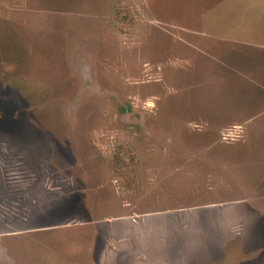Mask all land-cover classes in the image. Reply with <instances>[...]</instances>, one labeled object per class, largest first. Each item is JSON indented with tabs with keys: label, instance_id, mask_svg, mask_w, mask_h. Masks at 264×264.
<instances>
[{
	"label": "rangeland",
	"instance_id": "rangeland-1",
	"mask_svg": "<svg viewBox=\"0 0 264 264\" xmlns=\"http://www.w3.org/2000/svg\"><path fill=\"white\" fill-rule=\"evenodd\" d=\"M95 230L107 264H264V0H0V264Z\"/></svg>",
	"mask_w": 264,
	"mask_h": 264
},
{
	"label": "crops",
	"instance_id": "crops-1",
	"mask_svg": "<svg viewBox=\"0 0 264 264\" xmlns=\"http://www.w3.org/2000/svg\"><path fill=\"white\" fill-rule=\"evenodd\" d=\"M105 223L106 222H102L101 224H104L102 226L104 227L108 226L109 228V225H106ZM133 223H134L133 225H122V226H128L129 227L128 230L133 231L131 235L127 231L125 232V235H127L128 237L134 235L136 233L135 231L136 229H140V222L133 221ZM103 232L104 231L95 230L94 235L88 237L86 242L83 243L81 246L72 249L70 252L71 256L65 261H63L61 264H107V258L105 256V252L107 251V249H109L110 239H109V235L107 234L104 235ZM104 243L105 246L103 248ZM75 249H77V251L74 255ZM102 249H103V256H100ZM60 254L62 253L59 252V255L57 256L60 257ZM123 256L124 255H120L119 257L121 258Z\"/></svg>",
	"mask_w": 264,
	"mask_h": 264
}]
</instances>
